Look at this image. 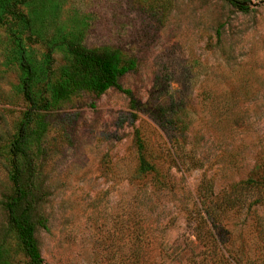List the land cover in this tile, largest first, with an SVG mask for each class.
<instances>
[{
  "label": "rangeland",
  "instance_id": "obj_1",
  "mask_svg": "<svg viewBox=\"0 0 264 264\" xmlns=\"http://www.w3.org/2000/svg\"><path fill=\"white\" fill-rule=\"evenodd\" d=\"M247 1L0 0V264H30L5 207L29 107L21 54L40 103L71 41L134 58L119 84L135 102L111 87L35 112L44 260L264 264V0Z\"/></svg>",
  "mask_w": 264,
  "mask_h": 264
},
{
  "label": "trees",
  "instance_id": "obj_2",
  "mask_svg": "<svg viewBox=\"0 0 264 264\" xmlns=\"http://www.w3.org/2000/svg\"><path fill=\"white\" fill-rule=\"evenodd\" d=\"M241 11H247V0H226ZM15 4L10 5L13 9ZM18 15L24 16L23 13ZM71 59L64 67L57 80L52 84L50 93L44 91L37 103L32 92V77L34 75L31 64L27 62L24 52L21 54L20 63L25 72L22 80L24 97L29 103L24 119L19 127L18 136L9 147L13 173L12 183L14 194L6 204L8 224L14 232L17 242L30 264H48L39 247L35 232L38 226L45 227L46 220L36 213L35 206L41 198L40 190L35 183L33 155L27 148L29 138L28 128L34 119L37 110H49L58 107L65 99L78 92H90L96 97L107 89L115 87L124 92L132 103L135 102L130 89L119 84V78L133 70L136 60L125 57L120 49L112 47L87 48L71 41L69 43ZM19 156L23 159V166L18 163ZM146 161L143 159L142 166ZM213 241L217 240L212 238Z\"/></svg>",
  "mask_w": 264,
  "mask_h": 264
}]
</instances>
